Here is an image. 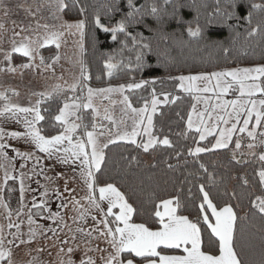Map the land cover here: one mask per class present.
<instances>
[{
    "label": "snow or ice",
    "instance_id": "obj_1",
    "mask_svg": "<svg viewBox=\"0 0 264 264\" xmlns=\"http://www.w3.org/2000/svg\"><path fill=\"white\" fill-rule=\"evenodd\" d=\"M123 3L127 11L120 7L121 0H106L103 15L107 23L102 22L100 12L93 14V32L110 34V40L119 45L121 58L116 61L115 55H109V63L105 65L109 79L121 67L150 66L146 65V56L153 52L150 38L139 31L133 34L130 29L143 25L156 33L159 29L148 25L145 17H156L158 23L162 19L157 0H145L139 5L138 0H123ZM249 3L250 0H229L221 8L217 0L216 12H222L226 21L240 20L241 6L247 11L245 19L249 27L244 33L236 32L233 40L235 45L236 39L244 37L243 44L235 50L237 64L233 68L169 75L159 80L137 81L132 76L129 82L116 87L93 88L88 84L91 77L81 60L80 76L67 89L58 84L49 90L33 92L38 99L29 101L28 106L14 100L19 96L15 90L0 91V264H18L17 250L31 257L27 264H47L39 255H32L45 251L46 246L58 248L55 264H256L246 259L249 253L244 244L237 247L243 194L225 190L222 195L228 200L213 197L211 186L215 184V175L199 162L202 154L221 150H226L237 163L243 162L237 156L255 158L260 163L256 175L262 192L254 195L249 189L247 199L250 210L264 221V54L259 62L248 61L250 66L241 67L244 61L238 59L247 57L255 47L264 53V16L255 25L252 20L254 10L264 13V3L251 2L250 6ZM33 4L35 13L33 5L25 8L29 16L39 14L45 5L51 9L53 0H33ZM54 5L56 13L76 9L84 18L63 21L58 28L37 20L34 26H19V31H15L16 21H13L11 46L0 50V72L23 76L28 70L54 71V65L61 59L59 52L46 59L41 50L51 45L59 50L68 35H79L83 52L88 5L81 4V0H54ZM168 5L173 8L168 13L169 19L184 23L179 15L184 7L180 0H163V6ZM23 7L12 0H0V11L5 17L14 8ZM116 13L121 14L118 20L114 19ZM40 29H44L43 35L39 34ZM6 31L5 24L0 22V34ZM187 35L199 39L202 31L189 25ZM93 39L98 37L94 35ZM222 51L228 57L233 48L225 47ZM124 52L134 53V60L128 58L125 63ZM15 53L26 57L27 62L13 65ZM165 81L172 82L170 88L165 87ZM85 90L86 95L78 94ZM114 95L122 97L119 121L107 108L101 114L95 106L97 98L111 100ZM229 95L232 98L225 99ZM185 101L187 108H181ZM170 115L178 118L176 123L186 125L176 135L184 141L191 140V145L178 147L165 134V118ZM12 122L23 125L24 131H6L5 125ZM173 122L168 120L169 128ZM8 141H22L26 147L22 150ZM121 142L146 154L170 149L165 162L173 158L177 161L175 166L168 164L170 169L179 167L181 157L186 154L198 162L206 180L197 185L196 193L189 187L182 198L180 187L173 196L157 197L150 213L143 212L114 179H105L106 150L109 145ZM9 149L14 156L9 155ZM46 161L51 162L50 166ZM133 162H138L136 156L128 159L126 167L130 168ZM184 163H188L187 159ZM57 165L68 166V172L74 174L73 180L78 172L83 195L68 187L67 173H56ZM59 178H64L62 191L56 183ZM33 183L40 189L38 195ZM242 184L248 186L249 180L242 178ZM53 196L63 201L65 210L71 207L72 224L67 223L66 213L53 212L50 207ZM232 200L237 203H231ZM38 221L51 223L46 226ZM258 230L264 233V225ZM259 264H264V241Z\"/></svg>",
    "mask_w": 264,
    "mask_h": 264
},
{
    "label": "trees",
    "instance_id": "obj_2",
    "mask_svg": "<svg viewBox=\"0 0 264 264\" xmlns=\"http://www.w3.org/2000/svg\"><path fill=\"white\" fill-rule=\"evenodd\" d=\"M229 0H219V6L223 8ZM255 3H264V0H250ZM106 0H81V4L88 5L87 27L83 37L84 51L83 62L87 68L91 80L88 81L89 86L93 88L119 86L130 81L132 76L136 80L141 79H161L169 75H195L202 71L211 72L233 68L237 64L235 58V50L239 48L244 37L241 35L236 39L235 45L233 40L236 38L235 33H244L249 27L245 17L247 11L243 6L238 9L240 20H225L222 12L217 13V0H180L184 5L179 10V15L183 18L184 23H177L175 19H169L168 13L173 11L171 5L163 6V0H157L161 6L159 13L162 19L157 21L156 17L147 16L145 21L154 29H159L156 33L149 31L143 25L137 26L136 29H130L135 34L136 31L143 33L145 38H150L153 52L146 56V65L143 69L121 67L114 72L113 77L109 79L107 76V68L105 65L109 63V55H115L116 61L121 56L118 54L119 45L110 40V34H104L98 30L93 32V14L101 13L102 22L107 23L104 17L106 9L103 5ZM145 3V0H138V5ZM249 3V6H250ZM123 11H127L123 0L121 5ZM65 21L74 22L77 19L84 18L78 14L76 9H65L62 12ZM120 13H116L114 19H120ZM264 13L253 11L252 20L255 25ZM191 25L193 28L200 27L202 37L199 39L190 38L187 35V27ZM232 25V28L228 27ZM98 37L97 40L93 36ZM167 36V39H163ZM231 47L233 52L228 57L223 55V48ZM264 54L260 47L250 50L247 57L241 56L238 59L244 61L240 64L250 66L248 61H260L261 55ZM123 58L127 63L128 58L134 60V53L124 52ZM115 62V61H112ZM97 77H100L97 80ZM159 86V85H158ZM171 86L165 81V87ZM46 106V105H45ZM43 114V113H42ZM44 123V122H42ZM186 127L181 123L177 127H172L170 136L178 147L191 145L192 141H184L176 133ZM206 143V142H201ZM107 171L105 179H114L128 195L136 202V205L143 212L150 213L154 207L153 201L157 197H170L177 194L178 188L182 187L183 191L179 195L183 198L187 194V189L192 188L193 193L197 192V185L206 180V174L199 169L198 162L186 154L181 157L179 167L170 169L168 164L176 165L177 161L173 158L165 162V157L171 153L170 149H159L152 154L143 153L140 149H135L132 145H126L122 142L118 145H109L106 150ZM136 156L138 162H133L130 168L126 167L128 159ZM187 159L188 163L184 161ZM243 162L237 163L230 159V154L226 150L218 153L202 154L199 162L204 163L209 173L215 175V184L211 186V194L213 197H219L222 200H228L227 196L222 194L225 190L229 193L235 191L243 194L240 201L239 215L241 220L238 222V241L237 247L244 244L248 250L249 261H255L259 264L262 253V241H264V233L258 229L264 225V221L258 213L254 214V210H250L247 195L251 189L252 194H261L262 189L258 184L259 163L255 158H239ZM192 172L194 175L189 176ZM242 178L249 180V185L242 184ZM155 193V196L152 195ZM158 202V201H157ZM231 203L236 204V200ZM247 217V219H244ZM144 218H147L145 216ZM135 219V217H134ZM242 237V238H241Z\"/></svg>",
    "mask_w": 264,
    "mask_h": 264
},
{
    "label": "rangeland",
    "instance_id": "obj_3",
    "mask_svg": "<svg viewBox=\"0 0 264 264\" xmlns=\"http://www.w3.org/2000/svg\"><path fill=\"white\" fill-rule=\"evenodd\" d=\"M13 4H23V8H14L13 12L5 17L3 15V12L0 11V22H3L6 26L7 31L0 34V50L3 49H9L10 48V38L12 36L13 32V21H16V26H15V31H19V26H27L29 24L35 25L37 20L39 21L40 24H48L50 26H56L57 28L59 25L65 21L61 13H56L55 10V5H54V0H53V6L51 9L45 5L39 14H36L34 16H29L25 12V8H27L30 4L33 5V12L35 13V5L33 4V0H12ZM54 13H56L54 15ZM59 17V18H57ZM44 29H40V35H43ZM26 35H32V33H25ZM80 40L81 38L79 35H68L65 37V42L62 43V46L59 50L55 48L54 45H51L49 47L43 48L42 54L45 56L47 59L48 57L52 56L53 53L59 52L61 59L58 63L54 65V71L53 69H48L47 71H39V72H33L31 70L25 71L23 76H21L19 73L15 75L11 74H6L3 72H0V91H3L5 89L11 88L15 90L16 92L19 93L18 97H15L14 100L18 103H20L22 106H28L29 101L35 102L36 99H38L37 96H33V92H41L45 90H49L56 85H61L67 89V86L72 84L76 79L79 78L80 76V71H81V64L80 61H83V52L81 53L80 51ZM83 49H84V44H83ZM84 51V50H83ZM0 59H2V51H0ZM21 62H27L26 57H21L18 53L13 54V65H19ZM37 63L39 61L37 60ZM171 84L172 82H169ZM178 83V82H177ZM159 85V84H158ZM157 85V88L159 90V86ZM22 87V89H20ZM116 87V86H113ZM171 86H168L166 88H170ZM79 95L83 96L86 95V90L84 92H78ZM205 95H211V94H205ZM232 96L229 95L225 97V99H231ZM122 99V97L118 95H114L111 100L109 99H101L97 98L95 100V106L98 107L101 111V114H103L104 110L107 108L111 114L114 116V118L119 121L121 118V107L122 105L119 103V101ZM133 102L135 106V98L133 97ZM195 103V101H192ZM179 103V102H178ZM188 104L187 101H185L182 105L181 108H187ZM175 107V106H173ZM202 107V105H201ZM87 112H90L91 110H86ZM183 114V113H182ZM171 119L174 122L171 125L172 127H177L180 125V123H176L175 121L178 119L174 115H170L169 117L165 118V123H164V132L165 134L169 135V138L172 140V137L170 136V131L171 128L168 126V120ZM107 126V122H104ZM6 131H24L23 125H17L12 123L6 124L5 125ZM19 129V130H18ZM113 131H115V128H113ZM9 144L13 146H19L22 150L25 149V145L23 144L22 141H8ZM246 151V150H245ZM9 155L14 156V153L9 149ZM42 155V154H41ZM239 158H242L239 156ZM243 158L251 159L253 157H249L245 155ZM46 165L51 164V162L46 161ZM259 163V162H258ZM62 168H61V167ZM260 166V163H259ZM62 165H57L55 172L56 173H67V178L70 180L68 187L69 188H76L77 192L80 195H83V185L82 182L79 180V174L78 172L75 173L76 179L73 180V173L68 172L67 169H64ZM2 175V173H0ZM49 175H52V173H49ZM38 179L41 180V183H44V180L42 177H39ZM61 191L63 190L64 187V178H59L56 182ZM33 189H36V193L38 195L40 189L38 185L35 183L32 184ZM49 187H53L52 185H49ZM86 191V190H84ZM32 193L29 194L31 196ZM64 199H67V195H65ZM62 200L57 199L56 197H51L50 198V207L52 208L53 212L59 211L62 213H66L65 219L67 223L72 224L71 217L74 215V213L71 210V207L69 209L65 210L62 207ZM15 203V201H13ZM41 223H44L46 226L49 225L51 222L50 221H38ZM75 227V225H72ZM26 230V229H25ZM67 230L65 229V232ZM37 245H34L33 247H36ZM104 246V245H101ZM57 252L58 248L57 247H51L50 249L46 246L45 251L41 253H36L33 252L32 255L36 256L39 255L40 258L47 262V264H55L57 261ZM50 253V254H49ZM31 257L26 255L24 251L17 250V260L18 264H27V261L30 260Z\"/></svg>",
    "mask_w": 264,
    "mask_h": 264
},
{
    "label": "crops",
    "instance_id": "obj_4",
    "mask_svg": "<svg viewBox=\"0 0 264 264\" xmlns=\"http://www.w3.org/2000/svg\"><path fill=\"white\" fill-rule=\"evenodd\" d=\"M20 89H22V87L20 88ZM14 123V122H13ZM15 124V123H14ZM19 130V129H18ZM61 167V166H60ZM62 168V167H61ZM64 169H67L68 170V166H65V167H63ZM56 169V168H55Z\"/></svg>",
    "mask_w": 264,
    "mask_h": 264
}]
</instances>
